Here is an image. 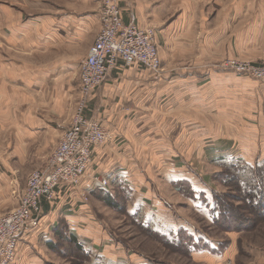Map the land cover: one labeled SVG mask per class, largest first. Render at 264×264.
<instances>
[{
  "label": "crops",
  "instance_id": "obj_1",
  "mask_svg": "<svg viewBox=\"0 0 264 264\" xmlns=\"http://www.w3.org/2000/svg\"><path fill=\"white\" fill-rule=\"evenodd\" d=\"M253 1L235 2L222 20L217 4L211 25L199 9L209 0H179L177 16L175 0H118L123 22L153 28L162 75L118 61L88 95L83 115L98 120L113 140L94 148L75 190L61 187L54 203L41 201L38 226L19 238L12 264H42L29 245L59 223L83 244L99 234L82 193L129 195L154 229L149 222L156 212L168 213L173 194L189 201L175 184L188 182L195 205L202 193L216 192L204 167L264 163V82L219 65L229 58L259 64L264 0ZM98 2L0 0V137L7 132L15 146L38 145L33 160L43 163L80 103L78 69L100 30ZM227 235L235 239L220 255L202 251L191 258L225 264L239 249L237 234Z\"/></svg>",
  "mask_w": 264,
  "mask_h": 264
},
{
  "label": "rangeland",
  "instance_id": "obj_2",
  "mask_svg": "<svg viewBox=\"0 0 264 264\" xmlns=\"http://www.w3.org/2000/svg\"><path fill=\"white\" fill-rule=\"evenodd\" d=\"M178 1L175 0L173 6L175 16L182 10V6ZM239 1L241 0H222L221 4L220 1L219 3L217 0H209L207 3L200 2L199 9L205 16V22L214 25L215 19L213 18L216 12L217 14L219 12L218 5L222 7L219 15V19L222 20L225 15H221V12L227 13L228 8ZM261 1L254 0L252 3L255 2L254 5H259ZM14 7L20 6L14 4ZM263 46L264 43L260 48L261 54ZM225 47H227V44ZM225 60H222L219 65ZM76 109L75 105L71 113V120ZM38 148V145L15 146L14 138L9 137L7 132L0 137V216L9 213L17 206V193L25 188L28 176L48 167L50 155L54 150L52 149L49 154H44L45 156L42 155L44 160L41 163L42 160L39 161L37 158L33 160V154L37 152ZM20 149L23 151V155L19 153L18 150ZM17 152L20 156H16ZM40 163L42 164L41 168V165L37 166ZM215 167H204L203 171L204 173L210 172L209 174L212 175L210 184L214 187L212 190H216L212 194L222 195V206L229 209L228 212L234 217L235 231L231 233L237 234L234 236L237 237L236 241L239 247L238 253H234L233 258L229 259L230 262L228 260L225 264H264V208H260L259 205L255 207L251 204H245L244 200L241 201L244 194H240L237 190V188L239 189V179L244 187L250 180L256 181L257 179H250L248 177L249 172L245 171L249 170L246 169L247 167L243 169V165L240 164L228 170L218 166ZM241 169L246 173L241 177L236 176L237 171ZM252 170L255 173L257 167H252ZM222 172H225V179L220 181ZM173 195L170 200L172 206L168 213L156 212L149 222L154 230L165 237L162 241L140 227L138 222L148 226L147 221H149V218H146L144 211L138 209L140 212H137L134 210L137 208L132 202L133 200H130L131 196H118L116 191L110 194L111 197L105 195V198L98 193L89 195L82 193L80 196L82 197L81 202L86 206L87 211L94 216L93 227H96L99 231V234L95 235L96 237L92 235L90 239L83 238L84 244H81L89 252L87 261L82 263L81 259H77V254L71 251L73 249L72 245L65 239L68 233H64L60 223L54 227V231L52 229V234L39 236V238L32 240V244L29 245L31 252H33L32 258H37L42 264H208L206 261L197 260L196 255L191 258V255L189 256L184 250H177L171 245L175 233L180 228H187L193 233L195 239L203 238L213 248H217L220 243L223 246L230 245V241H233L235 237L229 239V235L223 232L221 228L211 225L212 219L215 217L213 195L211 196L210 193L208 196L205 195L203 200H197L195 205L190 199L187 201L181 196L174 197ZM109 200L115 201L117 207H110L107 204ZM126 209L131 213L126 212ZM129 216L135 217V221ZM241 227L249 229V231H240ZM48 243L52 245V248H49ZM107 250L111 252L106 254ZM118 255L120 257H117ZM114 259H118V263L110 261Z\"/></svg>",
  "mask_w": 264,
  "mask_h": 264
},
{
  "label": "built area",
  "instance_id": "obj_3",
  "mask_svg": "<svg viewBox=\"0 0 264 264\" xmlns=\"http://www.w3.org/2000/svg\"><path fill=\"white\" fill-rule=\"evenodd\" d=\"M98 6L100 30L78 69L80 103L69 128L53 149L48 167L28 176L25 188L17 193V206L0 216V264H12L19 238L37 228L41 201L54 203L56 191L61 187L75 190L92 162L94 148L113 140L98 120L83 115L88 95L100 87L118 61L125 67L137 63L156 78L162 75L153 28L123 22L118 0H99ZM262 50L258 65L229 58L220 67L264 82V46ZM101 184L105 186L106 181Z\"/></svg>",
  "mask_w": 264,
  "mask_h": 264
},
{
  "label": "trees",
  "instance_id": "obj_4",
  "mask_svg": "<svg viewBox=\"0 0 264 264\" xmlns=\"http://www.w3.org/2000/svg\"><path fill=\"white\" fill-rule=\"evenodd\" d=\"M233 166L236 167L237 164L231 163L230 166L224 169L228 170V169L233 168ZM245 167H247L246 169L249 170V171L245 170L246 172H249L248 177H250V179L254 178V180L255 179L257 180L256 181L250 180V182H248V184L244 187V185L241 184V180L239 179V182H238L239 189L237 188V190L240 194L241 193L244 194V197L241 201L244 200L245 204H251V206L254 205L256 207L259 205L260 208H264V179H263L264 178L263 177L264 163L261 164L260 166L259 165L257 166V170L255 171V173L253 172L254 170H252V168L243 165V169ZM243 169L237 171L236 176L238 177H241V175L243 176L246 173V172H243L244 171ZM224 175H225V172H222L220 181L225 179ZM175 186L179 194L185 195L191 200L195 198V194L191 190L188 182L178 183V184H175ZM204 197L205 195L202 193L200 196H198L197 200H200V199L203 200ZM221 202H223L222 195L219 196V195L213 194L215 217H213L211 225L221 228L222 231L225 233H231L235 231L234 225H233L235 223V221H233L234 217L232 214H230V212H228L229 209H226L224 206H222ZM107 204L112 208L117 207V205H115L113 200H109ZM129 218L135 221V217L129 216ZM138 224L140 225V227L145 229V231H148L153 237L158 238L162 241L165 239L164 236H162L160 233H158L153 228L147 225H142L140 222H138ZM60 226H62V228L64 229V233L67 232L66 231L67 228L65 225L61 224ZM247 230L249 231V229H244L243 227H241L240 229V231H247ZM67 233L68 235L66 236L67 238L65 239L70 245H72L73 249L71 251L77 254V259H81L82 263L87 261V259L89 258L88 256L89 252L84 248L83 244H81L78 241L75 235L73 236L69 232ZM172 242L173 243H170V244L173 245L177 250H180V251L184 250L185 252L188 253L189 256L193 253H202V251H206L213 256H218L223 251H225L227 247L229 246V244L226 246H223L220 243L217 246V248H213L211 245H209V243H207L208 241H204L203 238L195 239V237L193 236V233H191L187 228H180L175 233V238H174V241ZM49 248H52V245H49Z\"/></svg>",
  "mask_w": 264,
  "mask_h": 264
},
{
  "label": "bare ground",
  "instance_id": "obj_5",
  "mask_svg": "<svg viewBox=\"0 0 264 264\" xmlns=\"http://www.w3.org/2000/svg\"><path fill=\"white\" fill-rule=\"evenodd\" d=\"M160 68H161V66H160ZM163 69V68H162Z\"/></svg>",
  "mask_w": 264,
  "mask_h": 264
}]
</instances>
